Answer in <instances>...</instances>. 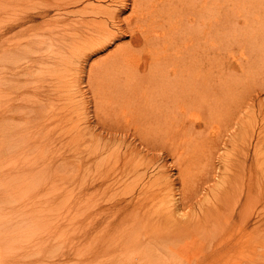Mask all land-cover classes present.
<instances>
[{
	"label": "bare ground",
	"instance_id": "1",
	"mask_svg": "<svg viewBox=\"0 0 264 264\" xmlns=\"http://www.w3.org/2000/svg\"><path fill=\"white\" fill-rule=\"evenodd\" d=\"M229 1L224 12L222 0H0V152L16 148L19 175L35 188L43 183L30 173L44 170L40 159L74 162L65 189L91 190L94 207L108 206L110 216L91 231L120 232L111 241L122 250L116 264H167L169 256L173 264H264V0ZM127 38L90 65L89 117L78 101L85 64ZM241 109L240 129L228 134ZM118 133L123 147L133 135L141 141V160L114 147ZM66 144L74 148L62 154L56 147ZM167 156L181 192L167 188L172 176L156 166ZM13 225L0 216L6 250L21 238ZM27 226L28 240L38 238V218Z\"/></svg>",
	"mask_w": 264,
	"mask_h": 264
},
{
	"label": "rangeland",
	"instance_id": "2",
	"mask_svg": "<svg viewBox=\"0 0 264 264\" xmlns=\"http://www.w3.org/2000/svg\"><path fill=\"white\" fill-rule=\"evenodd\" d=\"M222 1L224 12H226L229 10L230 1ZM111 6L114 7L115 5L112 4ZM112 7L111 9L115 10L120 8L117 6L114 8ZM131 11V9H128L127 12L122 14V17L129 16ZM129 38L117 41V44H112L108 48L94 53L90 56L88 63L85 64V70L80 75L81 83L78 101L89 107V117L94 116V105L91 102L94 98V94L87 82L90 65L98 64V62L106 59L110 53L116 50L117 46L128 43L130 41ZM234 61L235 60L226 62L233 64ZM256 87L260 88L259 86ZM254 92V96H256L257 99L256 103L258 104V106L255 107V110H257L259 109L260 99L262 98L263 100L264 97L259 98L257 95L258 90H254ZM247 112L248 110L241 109L233 124L234 127H230L228 134H230L231 131L233 132L237 127L240 129L241 125H239V122L246 117ZM92 120L96 121V119ZM114 123L117 122L114 121ZM120 125H124V123ZM102 127L103 126L100 125L97 126V133L103 135L101 137L102 141L109 140L108 137H105V132ZM117 131L120 130H114V133ZM121 131L126 132L125 130ZM108 136H111V134H108ZM113 136L117 137L115 139H110L115 148L120 147L123 150L130 148L137 153L138 159L141 160L140 151L143 145L139 139L135 141L136 137L133 135L128 138L127 147H123L121 144L125 139L124 134L118 133ZM220 143L218 144L219 146H221ZM0 146H2L1 141ZM4 147H7L9 150L6 152L2 150L0 152V170L7 171L8 177H6L5 174L0 175V182H4L0 185V216L6 214L8 217H12V220H14L12 229L18 228V230L16 232L11 231L10 233L21 234V238H17L18 240L15 242L14 248L10 245V250L0 247V255L4 257L5 262L7 264H102L100 262L107 260L109 264H116L114 257L120 255L122 250L119 251V249H114L115 247H112L111 241L114 240L113 237L115 238V236L120 235V232H114L112 236L110 229L100 228L91 231L98 222L110 216L108 206L105 203L101 205L99 201L97 206L94 207L98 198L93 196L91 199L89 193L91 190L86 189L84 193H81L76 187L65 189L69 181L62 179V176L66 175L72 177V179L75 178L77 172L75 163L71 162L65 165L59 156H50L40 159L43 161L44 165L42 167L40 166L39 170L41 168L46 170V168L53 166V170L56 171H52L51 175H44V170L40 172L38 170H32L30 175L34 174L38 178L37 181L43 183L37 185L35 188L31 185L32 177L26 181L29 183V185H27L24 180V178H26L25 175H19L21 165L19 164V152L17 153L16 148L12 146H3V148ZM56 148H61L60 152L63 154L69 153V150L74 147L66 144L64 146H57ZM222 153L223 149L219 147L217 155L219 156V154ZM151 157L150 155L149 158L146 160L144 159L143 162H150ZM216 161H218V159ZM152 162H154V160H152ZM96 164L97 163L88 164L86 168H94ZM158 165V169H164L161 168L163 166L165 168L167 167L168 170L164 169V174L172 176V181L167 184V188H174L177 192H181L183 186L181 181H179V170L176 167V160L171 156H167L165 159H160L156 166ZM37 171L39 172L38 174L36 173ZM199 177L200 175L196 179V184L197 187L202 189L208 185L203 183L206 174ZM1 192L7 194H2ZM101 192L102 194H99V197H101L103 201V198L107 197L109 193H106L104 190ZM25 211L29 212L28 219L25 221L24 225H21L19 223V215L26 214L27 212ZM34 217H37L40 223L39 237L33 236V239L29 241L27 232L30 228L27 224L29 220ZM60 219L66 223V225L58 227L57 223H60ZM82 228H85V231L81 233ZM32 229L36 230L37 228ZM86 233L87 235L85 236ZM59 237L64 238L66 243L61 249H55L49 243L55 241ZM130 259L134 261L138 260L134 254L130 256ZM118 260L120 261V259ZM167 264H173V260L170 256L167 259Z\"/></svg>",
	"mask_w": 264,
	"mask_h": 264
}]
</instances>
